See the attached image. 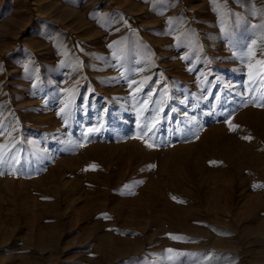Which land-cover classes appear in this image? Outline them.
Returning <instances> with one entry per match:
<instances>
[{
    "label": "rangeland",
    "instance_id": "1",
    "mask_svg": "<svg viewBox=\"0 0 264 264\" xmlns=\"http://www.w3.org/2000/svg\"><path fill=\"white\" fill-rule=\"evenodd\" d=\"M262 62L264 0H0V264H264Z\"/></svg>",
    "mask_w": 264,
    "mask_h": 264
},
{
    "label": "snow or ice",
    "instance_id": "2",
    "mask_svg": "<svg viewBox=\"0 0 264 264\" xmlns=\"http://www.w3.org/2000/svg\"><path fill=\"white\" fill-rule=\"evenodd\" d=\"M262 63H264V62H262ZM261 80H262V82H264V75H262V77H261ZM89 131H94L93 129H90ZM246 139H247V137H246ZM153 145H151V144H148V147H152ZM173 239H176V237H173ZM168 251H172L171 249H169Z\"/></svg>",
    "mask_w": 264,
    "mask_h": 264
}]
</instances>
